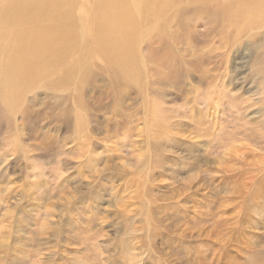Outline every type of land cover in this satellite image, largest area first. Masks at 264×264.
I'll return each instance as SVG.
<instances>
[{
	"label": "rangeland",
	"instance_id": "obj_1",
	"mask_svg": "<svg viewBox=\"0 0 264 264\" xmlns=\"http://www.w3.org/2000/svg\"><path fill=\"white\" fill-rule=\"evenodd\" d=\"M226 2L167 0L126 59L77 33L19 82L0 264H264V11Z\"/></svg>",
	"mask_w": 264,
	"mask_h": 264
},
{
	"label": "bare ground",
	"instance_id": "obj_2",
	"mask_svg": "<svg viewBox=\"0 0 264 264\" xmlns=\"http://www.w3.org/2000/svg\"><path fill=\"white\" fill-rule=\"evenodd\" d=\"M166 4L167 0H0L2 117L13 123L19 105L24 104L23 95L30 90L19 82L26 77L37 82L50 77V68L77 42V33L80 39L92 37L105 55L126 59L133 49L139 47L141 52L144 41H150L148 22L152 17L159 19ZM226 5L228 9L238 6L250 17L264 11V0H231ZM19 139L11 141L16 144Z\"/></svg>",
	"mask_w": 264,
	"mask_h": 264
}]
</instances>
